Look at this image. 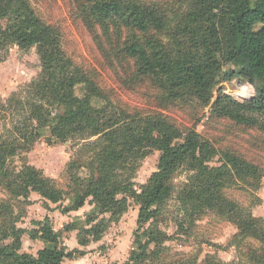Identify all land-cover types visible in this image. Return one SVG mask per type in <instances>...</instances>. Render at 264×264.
<instances>
[{
	"label": "trees",
	"instance_id": "1",
	"mask_svg": "<svg viewBox=\"0 0 264 264\" xmlns=\"http://www.w3.org/2000/svg\"><path fill=\"white\" fill-rule=\"evenodd\" d=\"M264 0H191L185 19L186 31L193 37L191 47L166 53L155 41L134 40L125 49L136 61L137 73L155 82L169 101L194 98L211 107L212 117L230 119L236 124L259 128L264 133ZM91 16L99 22L117 21L120 25L147 33L165 29L163 16L155 9L119 1H96ZM5 23V24H3ZM234 36L235 43L232 41ZM11 46L28 51L33 47L41 61L38 79L24 90V97L13 94L4 106L10 112L13 127L0 133V186L15 201L18 209L29 203L32 193L46 203L61 204L71 196L72 206L63 213L77 212L87 204L94 205L102 216L110 215L85 229L94 242L102 240L108 223L119 219L129 209V199L139 206L138 232L134 250L124 264H145L160 257L159 247L152 251L142 242L147 236L156 241V224L175 191L179 171L188 174V182L179 192L183 221L205 210H215L238 229L237 237L258 240L262 247L252 256L255 264H264V220L238 203L229 200L223 189L233 183L255 187L262 179L259 166L231 152H221L222 165L209 162L219 151L195 129L186 134L162 114H133L115 105L109 97L69 58L62 48L58 29L45 23L28 0H0V62ZM231 64L233 70H225ZM238 79L254 87L255 96L241 103L220 90L214 101L213 91L221 82ZM79 85L86 86L83 98L76 94ZM103 102L98 108L95 100ZM48 115V118H47ZM45 128L52 138L72 142L90 149L87 162L78 157L68 167L65 190L38 169L24 163L19 171L12 160L30 152ZM82 148V149H83ZM81 149V150H82ZM152 150L161 153L158 169L163 177L143 186H135V175L142 160ZM88 168L90 176L80 178L78 172ZM14 175V179L7 177ZM0 205V264H62L84 252L65 251L59 247L60 235L49 223H40L38 234L32 235L46 243L34 256L21 253L24 230L16 227L22 212L16 216L13 203ZM184 230V225L180 222ZM10 237V244H1ZM79 244L85 242L79 237ZM159 251V252H158Z\"/></svg>",
	"mask_w": 264,
	"mask_h": 264
},
{
	"label": "rangeland",
	"instance_id": "2",
	"mask_svg": "<svg viewBox=\"0 0 264 264\" xmlns=\"http://www.w3.org/2000/svg\"><path fill=\"white\" fill-rule=\"evenodd\" d=\"M96 1L113 0H28L45 23L59 30L66 55L115 105L133 114H162L184 134L195 129L220 153L209 162L211 167L222 165L221 152L224 151L235 153L259 166L263 175L255 183V187L233 183L227 185L222 192L229 200L251 211L256 218L264 220V133L257 127L250 128L230 119L212 117L211 107L194 98L176 102L166 100L164 92L155 82L138 75L136 61L128 56L125 49L134 40L142 43L152 40L171 56L178 50H188L193 37L186 31L184 23L191 0H114L138 4L159 12L164 18L165 29L162 32L149 30L147 33L126 28L117 21L99 22L91 16V6ZM232 41L235 43L234 36ZM8 50L7 53L2 49V55L6 56L0 62L1 134H6L13 127L11 114L7 112L6 116L3 107L7 106L13 94L24 97V90L38 79L42 71L36 47L24 51L11 46ZM224 69L233 70L235 67L228 64ZM220 90L241 103L255 96L254 87L238 79L221 82L213 91L212 101ZM244 90H247V97H242ZM85 93V85L76 88V94L80 98ZM93 103L98 108L103 106V102L97 99ZM85 138L86 136L80 138L82 142L79 145L62 143L52 138L50 128H45L32 150L23 157L14 158L12 162L17 171L24 163H28L65 190L70 162L78 157L87 162L91 155L90 149L81 147L88 142L83 140ZM160 156L159 151L152 150L141 161L134 179L137 191L141 192L143 186L163 177L158 169ZM78 174L82 179L90 176L88 168H82ZM7 178L14 179V175ZM187 179V173L178 172L174 181V194L164 207L162 215L156 224L146 226V229L155 227L157 237L155 242H151L147 236H143L142 242L148 244L150 251L158 246L161 253L159 259H151L145 264H255L252 256L259 253L256 250L262 244L253 238L237 237V227L219 212L205 210L201 214H195L192 219L183 221L185 215L180 210L179 192L188 182ZM29 200V203H22V210L18 209L15 201L10 200L8 193L0 186V205L4 201H11L15 204V215L22 212L21 219L16 223L17 228L25 231L21 253L36 256L45 247L46 243L32 239V235L38 234L39 224L44 223L48 217L50 225L60 235V248L84 252L83 256L78 255L73 261L66 259L64 264H124L131 253L138 249L135 240L144 230L138 232L140 206L133 199H129V209L123 216L108 223V230L99 242H94L85 229L92 228L103 218L109 220L111 216L100 215L94 205L87 204L77 212L64 214L63 208L73 204L71 196L66 195L61 204L46 203L36 193H32ZM93 217L98 218L96 223L89 221ZM180 222L184 225V230L180 227ZM4 223L5 220L0 217V225ZM79 237L85 242V246L79 244ZM12 241L13 238L10 237L1 244H10Z\"/></svg>",
	"mask_w": 264,
	"mask_h": 264
},
{
	"label": "bare ground",
	"instance_id": "3",
	"mask_svg": "<svg viewBox=\"0 0 264 264\" xmlns=\"http://www.w3.org/2000/svg\"><path fill=\"white\" fill-rule=\"evenodd\" d=\"M247 93V90H244L243 91V94H242V97H247L248 96V94L247 95H245Z\"/></svg>",
	"mask_w": 264,
	"mask_h": 264
},
{
	"label": "crops",
	"instance_id": "4",
	"mask_svg": "<svg viewBox=\"0 0 264 264\" xmlns=\"http://www.w3.org/2000/svg\"><path fill=\"white\" fill-rule=\"evenodd\" d=\"M75 259H76V258H75ZM75 259H73V260H75ZM65 260H66V259H65ZM65 260H64V261H65ZM67 260H70V259H67ZM73 260H71V261H73ZM64 261L62 262V264H64Z\"/></svg>",
	"mask_w": 264,
	"mask_h": 264
}]
</instances>
